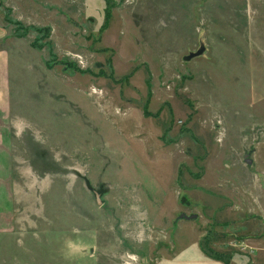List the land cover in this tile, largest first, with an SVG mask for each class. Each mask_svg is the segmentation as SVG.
I'll return each mask as SVG.
<instances>
[{"label": "rangeland", "instance_id": "1", "mask_svg": "<svg viewBox=\"0 0 264 264\" xmlns=\"http://www.w3.org/2000/svg\"><path fill=\"white\" fill-rule=\"evenodd\" d=\"M35 1L0 264H264V0Z\"/></svg>", "mask_w": 264, "mask_h": 264}, {"label": "crops", "instance_id": "2", "mask_svg": "<svg viewBox=\"0 0 264 264\" xmlns=\"http://www.w3.org/2000/svg\"><path fill=\"white\" fill-rule=\"evenodd\" d=\"M23 1L29 6H38L35 0H0V4L4 7L12 6L16 12L18 2ZM17 4V5H16ZM24 14H22L23 17ZM8 35L7 27L0 21V220L8 219L7 223L0 222V234H6L11 229L9 222L11 208L8 201L10 163L8 151V57L7 53L2 49ZM12 219V218H10ZM3 222V221H2ZM162 259V258H161Z\"/></svg>", "mask_w": 264, "mask_h": 264}, {"label": "trees", "instance_id": "3", "mask_svg": "<svg viewBox=\"0 0 264 264\" xmlns=\"http://www.w3.org/2000/svg\"><path fill=\"white\" fill-rule=\"evenodd\" d=\"M1 5V4H0ZM105 8V7H104ZM6 11V10H5ZM107 18H108V10H107V7L104 9V15H103V19L105 20L104 21V24H105V22L107 21ZM2 22L3 23H7V24H9V25H14L15 23H13L10 19H8L7 18V16H6V14L5 15H2ZM16 26H18V25H16ZM103 26V25H102ZM33 31H35L36 32V34H40V35H42V36H40V38L42 39L43 37L45 38L46 37V35H47V33L45 32V31H47L46 29H37V28H31ZM34 44H35V42H36V40L34 39ZM202 245L204 246V247H206V242H204V243H202ZM205 254H207L208 256H210V257H212L211 255H210V252H209V248H206L205 249Z\"/></svg>", "mask_w": 264, "mask_h": 264}, {"label": "water", "instance_id": "4", "mask_svg": "<svg viewBox=\"0 0 264 264\" xmlns=\"http://www.w3.org/2000/svg\"><path fill=\"white\" fill-rule=\"evenodd\" d=\"M199 54V51L198 52H195V53H190V54H188L187 56H184L183 58H182V60L183 61H188L190 58H192V57H194V56H196V55H198ZM180 217H183V215H181ZM183 218H185V217H183ZM191 218H194V216H191ZM185 219H189V218H185Z\"/></svg>", "mask_w": 264, "mask_h": 264}]
</instances>
